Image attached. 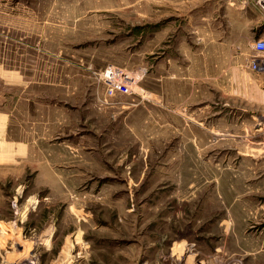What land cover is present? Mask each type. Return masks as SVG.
<instances>
[{
    "label": "rangeland",
    "instance_id": "374dc122",
    "mask_svg": "<svg viewBox=\"0 0 264 264\" xmlns=\"http://www.w3.org/2000/svg\"><path fill=\"white\" fill-rule=\"evenodd\" d=\"M263 23L223 0H0V264H264ZM111 65L134 91L107 96Z\"/></svg>",
    "mask_w": 264,
    "mask_h": 264
},
{
    "label": "built area",
    "instance_id": "2783aa9c",
    "mask_svg": "<svg viewBox=\"0 0 264 264\" xmlns=\"http://www.w3.org/2000/svg\"><path fill=\"white\" fill-rule=\"evenodd\" d=\"M231 4H238L242 9H245L249 3L264 12V0H223ZM255 54L249 62L252 70L256 72L264 71V39H257L253 43ZM101 78L105 82V92L107 96H114L117 93L126 94L134 91L133 88L138 84V77L118 66H109L102 74ZM28 264H34L32 260Z\"/></svg>",
    "mask_w": 264,
    "mask_h": 264
},
{
    "label": "crops",
    "instance_id": "0c3cea01",
    "mask_svg": "<svg viewBox=\"0 0 264 264\" xmlns=\"http://www.w3.org/2000/svg\"><path fill=\"white\" fill-rule=\"evenodd\" d=\"M236 5H238V4H236ZM239 6V5H238ZM261 26H264V23H263V25H261ZM264 28V27H263ZM261 39V38H260ZM260 73H262V72H260ZM263 74H264V72H263Z\"/></svg>",
    "mask_w": 264,
    "mask_h": 264
},
{
    "label": "bare ground",
    "instance_id": "6f19581e",
    "mask_svg": "<svg viewBox=\"0 0 264 264\" xmlns=\"http://www.w3.org/2000/svg\"><path fill=\"white\" fill-rule=\"evenodd\" d=\"M11 229V228H10ZM11 237V236H10ZM48 240V239H47Z\"/></svg>",
    "mask_w": 264,
    "mask_h": 264
}]
</instances>
